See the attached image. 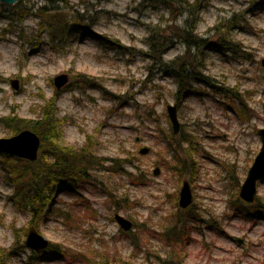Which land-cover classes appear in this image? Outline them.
Masks as SVG:
<instances>
[{
  "label": "rangeland",
  "instance_id": "rangeland-1",
  "mask_svg": "<svg viewBox=\"0 0 264 264\" xmlns=\"http://www.w3.org/2000/svg\"><path fill=\"white\" fill-rule=\"evenodd\" d=\"M65 2L80 10L83 21L81 31L60 45L50 42L48 29L32 15L35 6H50L48 0L0 2V117L12 114L31 121L56 91L57 114L64 120L59 145L79 148L89 140L103 164L91 170V182L77 193L57 189L52 207L59 212L36 227L9 200L13 186L0 154V247L24 246L26 231L34 226L58 248V253L46 248L38 252L45 256L28 263L32 251L24 246L8 264H92L104 255L113 264H264V213L245 219L228 208L235 179L238 193L261 146L256 132L264 128V0L203 1L196 34L206 38L220 20L236 15L241 21L228 34L239 49L206 51L202 73L216 87L192 84L198 93L184 98H176L175 80L143 55L149 28L173 20L183 24L184 14L143 0ZM103 36L130 53L97 43L95 38ZM183 51L177 44L165 58ZM61 74L68 75L67 85L77 74L92 78L95 85L56 90L53 79ZM12 80L17 81L16 90ZM173 104L180 130L194 138L198 151L191 178L179 177L171 168L164 140L171 132L166 106ZM10 136L0 125V138ZM142 148L147 152L141 153ZM129 173H140L144 183ZM183 180L192 197L187 208L193 205L199 221L171 255L172 248L157 235L174 223L178 210L187 209L178 205ZM123 195L125 204L117 198ZM257 196L264 203V182L258 184ZM115 213L137 225L121 230ZM132 235L139 238L137 249Z\"/></svg>",
  "mask_w": 264,
  "mask_h": 264
},
{
  "label": "trees",
  "instance_id": "trees-1",
  "mask_svg": "<svg viewBox=\"0 0 264 264\" xmlns=\"http://www.w3.org/2000/svg\"><path fill=\"white\" fill-rule=\"evenodd\" d=\"M50 6L34 7L33 16L40 18V27L48 29V36L51 43L57 45L65 44L71 38V35L82 29L81 23L83 15L79 9L70 8L65 0H48ZM148 1L151 7L154 4L165 5L170 13L173 9L178 11V15L186 16L183 24H177L173 20L170 24L162 26L161 23L155 24L149 28L145 43L148 51L143 55L150 59L152 64L158 65L159 69L166 75L172 77L177 84L176 98L186 97L198 93L193 85L214 86L209 78L202 73L205 65L206 51H224L236 52L238 45L231 42L229 32L234 29L241 21L240 17L233 15L231 18H224L215 24L210 32L212 34L206 38L196 34L197 16L206 4L205 0H143ZM154 3V4H153ZM60 6V7H59ZM177 8H173L176 7ZM179 8H181L179 12ZM81 31V30H80ZM84 32V31H83ZM95 37V36H92ZM97 43L124 53H130L131 49L121 45L117 40L107 39L106 37H96ZM181 44L184 51L170 59H166V53L175 45ZM86 78V79H85ZM82 89V86L94 87L92 78L77 74L73 82L64 89L71 86ZM232 93V91L230 90ZM220 93H224L222 90ZM230 100L235 102L236 94L232 93ZM58 92L43 101L39 114L33 120H25L16 115L0 117V125L7 129L11 135H14L24 129L32 130L40 138V148L37 159L33 162L12 158L11 156L2 155L5 170L9 175V181L13 186V193L9 200L20 210L28 213L31 217L29 223L36 227L54 213L59 211L53 210L52 203L56 190H71L77 193L76 189L82 184L91 182V170H95L103 164L102 158L97 156L88 140L83 146L63 147L59 145L58 140L61 137V130L64 123L62 118L58 117L56 100ZM225 98H229L225 94ZM240 98V96H239ZM243 103V102H242ZM243 108L238 106L237 112L239 117L244 118ZM194 138L190 137L184 130L175 135L171 132L164 137L167 150L172 155L171 168L176 169L177 176L188 175L190 178L195 175V160L198 157V151L194 147ZM165 166L170 167L167 162ZM137 174H128L134 177L136 182H142V176ZM234 179V177H233ZM264 182V179L260 182ZM236 190L228 200V208L234 213L249 219L255 213H264L263 200L256 196L252 204L243 202L237 193L239 181L235 179ZM111 197V195L109 194ZM118 201L125 204L126 196L117 197ZM117 201V202H118ZM114 202V201H113ZM115 201V203H117ZM193 205L184 211H177L175 221L166 227L157 236L172 248L182 246L186 243L189 235V227L198 224V216ZM137 224H134L135 227ZM131 233V232H130ZM17 240L18 233H15ZM133 236V235H132ZM138 237L133 236V245L137 249L139 244L136 243ZM47 250L57 252L56 244L48 243ZM24 251L23 244H14L12 248L0 247V264H8L10 259L20 256ZM47 252V251H46ZM175 253V252H174ZM173 253V254H174ZM45 253L32 251L29 255L28 263L35 260ZM170 255V257H171ZM156 259V258H155ZM172 260L174 258L172 257ZM113 261V260H112ZM161 263L167 264V261ZM92 264H113L108 261L107 256H103Z\"/></svg>",
  "mask_w": 264,
  "mask_h": 264
},
{
  "label": "water",
  "instance_id": "water-1",
  "mask_svg": "<svg viewBox=\"0 0 264 264\" xmlns=\"http://www.w3.org/2000/svg\"><path fill=\"white\" fill-rule=\"evenodd\" d=\"M1 3L7 5H14L18 0H0ZM264 66V59L261 61ZM69 77L66 74H61L53 79V84L56 90L62 89L68 84ZM13 89L18 88L16 80L10 81ZM166 113L171 125V131L177 135L180 131V123L177 116L176 104L167 105ZM261 146L254 157L246 176L241 183L238 190V197L247 204H252L257 196V186L264 179V128L257 130ZM40 147V138L30 129H24L9 138H0V154H5L14 158L23 159L27 161H35L38 156ZM141 153H146L147 149L142 148ZM158 173V168L154 170V174ZM192 201L191 191L189 184L186 180H183L182 186L179 191L178 205L180 208H187ZM114 219L121 230L129 231L132 229L133 223L123 217L122 215L115 213ZM239 243L240 240L236 239ZM24 246L35 252H41L48 247V241L41 236L34 226H30L25 234Z\"/></svg>",
  "mask_w": 264,
  "mask_h": 264
}]
</instances>
